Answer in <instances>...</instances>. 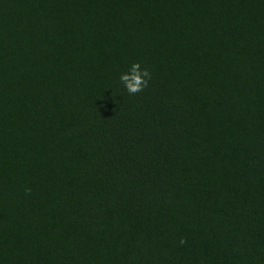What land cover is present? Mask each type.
Returning <instances> with one entry per match:
<instances>
[{
    "label": "trees",
    "instance_id": "16d2710c",
    "mask_svg": "<svg viewBox=\"0 0 264 264\" xmlns=\"http://www.w3.org/2000/svg\"><path fill=\"white\" fill-rule=\"evenodd\" d=\"M0 264H264V0H0Z\"/></svg>",
    "mask_w": 264,
    "mask_h": 264
},
{
    "label": "clouds",
    "instance_id": "9594fccd",
    "mask_svg": "<svg viewBox=\"0 0 264 264\" xmlns=\"http://www.w3.org/2000/svg\"><path fill=\"white\" fill-rule=\"evenodd\" d=\"M150 79L151 74L148 69H142L138 62L131 65L128 73H122L120 75V82L123 84L129 95H135L142 92L146 87H148ZM183 243H186V241L181 240V244Z\"/></svg>",
    "mask_w": 264,
    "mask_h": 264
}]
</instances>
